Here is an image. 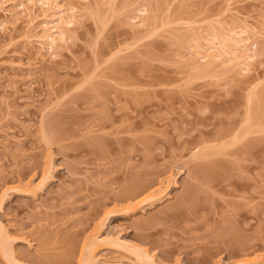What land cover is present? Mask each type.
Returning a JSON list of instances; mask_svg holds the SVG:
<instances>
[{
	"label": "rangeland",
	"instance_id": "rangeland-1",
	"mask_svg": "<svg viewBox=\"0 0 264 264\" xmlns=\"http://www.w3.org/2000/svg\"><path fill=\"white\" fill-rule=\"evenodd\" d=\"M63 1L82 11L57 59L19 41L23 23L15 43L0 33V225L11 238L0 264H15L5 247L18 264H74L103 219L102 236L157 264H264V100L260 129L232 138L249 94L264 91V38L246 76L195 72L204 60L191 48L212 30L263 28L264 0ZM96 257L138 264L113 244Z\"/></svg>",
	"mask_w": 264,
	"mask_h": 264
},
{
	"label": "bare ground",
	"instance_id": "bare-ground-1",
	"mask_svg": "<svg viewBox=\"0 0 264 264\" xmlns=\"http://www.w3.org/2000/svg\"><path fill=\"white\" fill-rule=\"evenodd\" d=\"M108 1L113 4L114 0H107V2ZM80 6H82V4L78 2H67L63 0H0V33L5 34L8 32L11 41L13 42L11 35L13 32H16V25L18 23H23L24 34L18 37L19 41L21 39L26 44L32 45L33 48L35 47L41 57L47 56L46 58L49 60L57 59L61 56L60 50L66 49L67 43L73 39L71 32L76 24L75 14L81 9ZM142 8H140V15L136 17L138 21L135 24V27H143L147 22L145 14L148 13L150 7L144 5ZM86 9L87 8L85 7V10ZM1 16H3V18H1ZM224 28L225 29L221 28V32L212 30L204 40V43L199 40L192 41V52L195 54L202 53L201 58L204 60L203 65H192V67L195 69V72L197 71L199 73L211 69L214 65L224 66V68L229 69L237 68L239 73L238 76H246L253 71V66L256 60L262 55L261 50L258 49V45L261 44L259 39L261 37L264 38V25L263 28H256L249 26L248 24H243L239 27ZM263 100L264 91H254L249 94L247 97L249 111L243 122L244 128L232 137L234 143L243 140L249 134L260 129L257 128V123L259 118H261L260 113ZM206 150L204 148L200 151L197 150L195 156H204ZM212 152L214 153L213 150ZM207 155L208 153L206 154V157H208ZM197 157L195 159H197ZM46 160L47 163H50V157H46ZM45 171L46 170H44V173ZM42 177L44 181V176ZM160 184L161 182H159V185ZM30 186L31 184H27L25 191L31 193V190H29ZM168 188L169 182L166 183L163 188L161 187L158 189L159 195H161L160 197L155 196L150 198H155V201L160 200L162 196L168 192ZM34 190L36 191L37 189ZM34 190L32 191V195L35 197L37 191L34 192ZM7 191L8 189H3V192L1 191L0 204L5 198ZM132 202H130V204ZM142 202L143 200L136 201L135 203H132L134 205L131 204L132 208L129 206L131 210L130 208L128 209L133 211L136 209L135 207L139 208ZM127 207L128 206H126V208ZM123 210L125 211V209ZM106 221L107 219L100 220L99 223L96 224L94 231L87 235L79 252L80 255L77 256L78 260L76 263L74 262V264H112L108 261L100 262L96 257V254L100 251L101 247L107 244H113L115 248L123 249L126 253L131 255L138 264H157L146 250H141L137 246L132 247L133 245L129 246L122 241L118 235L110 238L109 236L108 238L107 236H102L101 233L106 229ZM10 239L7 230L0 225V242L11 241ZM6 249L7 248L5 247V252L9 253L7 258L15 264H18L19 262H15V259H13L14 257H12L13 252L10 253V249H7V251ZM68 259L69 258L65 256L62 261Z\"/></svg>",
	"mask_w": 264,
	"mask_h": 264
}]
</instances>
